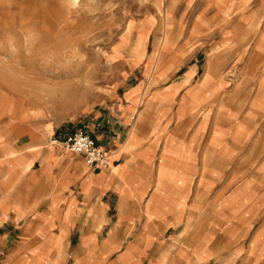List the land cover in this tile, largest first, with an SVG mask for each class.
<instances>
[{"label": "crops", "instance_id": "0c3cea01", "mask_svg": "<svg viewBox=\"0 0 264 264\" xmlns=\"http://www.w3.org/2000/svg\"><path fill=\"white\" fill-rule=\"evenodd\" d=\"M163 45L161 84L127 87L96 135L84 124L109 167L0 100V264H264L261 167L210 118L213 76L174 74L185 55Z\"/></svg>", "mask_w": 264, "mask_h": 264}, {"label": "rangeland", "instance_id": "374dc122", "mask_svg": "<svg viewBox=\"0 0 264 264\" xmlns=\"http://www.w3.org/2000/svg\"><path fill=\"white\" fill-rule=\"evenodd\" d=\"M164 43L185 55L174 74L197 62L192 80L213 76L210 118L248 140L261 167L249 185L264 191V0H0V100L50 139L84 124L96 135L92 117L111 118L127 87L161 84Z\"/></svg>", "mask_w": 264, "mask_h": 264}, {"label": "built area", "instance_id": "2783aa9c", "mask_svg": "<svg viewBox=\"0 0 264 264\" xmlns=\"http://www.w3.org/2000/svg\"><path fill=\"white\" fill-rule=\"evenodd\" d=\"M61 141L67 149L82 153L86 163L93 168L111 165L110 156L105 147L85 127H78L67 132Z\"/></svg>", "mask_w": 264, "mask_h": 264}]
</instances>
